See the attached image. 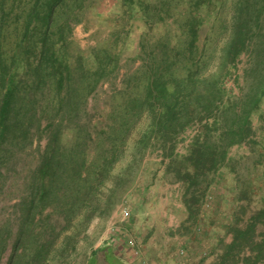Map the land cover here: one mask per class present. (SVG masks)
<instances>
[{"label":"trees","instance_id":"16d2710c","mask_svg":"<svg viewBox=\"0 0 264 264\" xmlns=\"http://www.w3.org/2000/svg\"><path fill=\"white\" fill-rule=\"evenodd\" d=\"M135 1L123 0L125 13H133ZM87 2L35 0L14 51L5 55L0 42V202L12 188L17 198L0 228V264L9 246L7 264H50L53 255L65 256L93 218L122 201L151 146L164 159L181 160L176 174L186 184L185 204L191 217L199 216L230 148L253 133L251 115L264 98V0L222 4L228 16L216 18L204 42L202 21L188 12L184 38H158L155 47L162 53L144 58L116 94L107 127L95 130L74 118L115 74L118 55L105 48L108 41L94 54L93 67L79 56V66L70 60V34ZM193 2L195 8L204 1ZM243 57L244 76L236 73ZM241 77L238 96L226 81L240 84ZM199 127L187 154H176L178 139ZM36 137L47 138L44 149L27 153ZM128 149L130 161L115 172ZM248 194L242 193L246 206L232 213L211 259L198 264H264V197L251 209Z\"/></svg>","mask_w":264,"mask_h":264},{"label":"rangeland","instance_id":"374dc122","mask_svg":"<svg viewBox=\"0 0 264 264\" xmlns=\"http://www.w3.org/2000/svg\"><path fill=\"white\" fill-rule=\"evenodd\" d=\"M34 1L16 0L13 7V0H7L4 12H0L4 13L5 18L0 36L1 45L7 51L5 55L14 51L16 35H24L27 32L25 23L27 19H31L28 15ZM179 1L180 5L175 7L174 4ZM203 1L201 6L194 8L193 0H143V3L136 0L133 13L129 14L124 11L123 0H88L81 15L82 20L73 26L70 34L69 40L72 44L68 48V56L76 66L81 62L77 60L79 56L85 65L93 67V56L98 54L99 46L110 41L105 48L117 53V61L114 58L117 70L88 97L86 111L76 114L74 119L88 123L93 130L106 128L114 100L120 98L117 95L115 99V96L125 88L124 82L144 64L147 55L162 53V47L157 50L155 47L159 37L168 34L173 38L176 36L175 40L178 37L184 38L182 33L187 30L183 28V23L189 13L202 21L201 41L204 42L206 36L211 33L210 29L216 18L222 13L219 7L224 3L227 5L231 0ZM163 2H167L168 7H163ZM222 14L228 16V10ZM13 21L17 24L18 31L15 30V25L11 24ZM225 32L221 31V35ZM30 45L29 41L28 49ZM142 46H145L144 50ZM242 59L236 73L244 76L248 66L247 57ZM239 81L240 84L233 79L226 81V88L238 96L242 95L240 87L244 86V77ZM251 121L252 136L246 142L230 148L228 160L218 171L199 216L191 217L185 204L186 184L176 174L181 160L172 162L169 158L164 159L160 148L151 146L138 166L134 184L122 201L107 215L93 218L88 228L78 235L75 247L70 248L63 257L53 255L49 263L88 264L94 251L106 245H112L117 250L131 248L140 252L143 245L151 241H170L173 246L172 250L164 254L165 258L159 261L169 260V264H198L201 260H210L212 252L216 250L225 234L232 213L239 207L246 206V202H240L242 193L249 192L251 209L260 207L264 197V98L258 110L252 113ZM45 126L46 124L43 130L46 133ZM141 128L142 126L139 129ZM200 130V127L190 129L178 139L175 153L179 156L187 154L192 139ZM46 143V137H36L27 153L33 154L31 151L43 150ZM94 154L95 152H92L91 156ZM130 155L131 150L128 149L122 162L116 166L115 172L125 167L130 161ZM109 186L110 183L107 187ZM14 191L15 188L6 191L9 195L2 200L5 203L0 202V228L12 213L11 205L17 202ZM184 232L189 234L184 235ZM200 243L205 245L203 250L189 260L187 252L194 250L190 244L199 246ZM183 250L187 254L183 255ZM11 253L12 246H9L2 254L1 264L8 263ZM151 253L154 255L158 252L154 248Z\"/></svg>","mask_w":264,"mask_h":264},{"label":"crops","instance_id":"0c3cea01","mask_svg":"<svg viewBox=\"0 0 264 264\" xmlns=\"http://www.w3.org/2000/svg\"><path fill=\"white\" fill-rule=\"evenodd\" d=\"M195 240H197L196 237ZM190 245L191 249L193 248L194 250L188 252L189 260L198 256L205 246L201 243L199 246L196 244ZM154 248H156L158 253L153 255L151 253V249L153 250ZM172 249L173 246L170 245V241L160 243L151 241L149 244L143 245L140 252L134 251V249L131 248L117 250L112 245H106L100 250L94 251L88 261V264H169V260L168 262L159 260H163L165 258L164 254H167L168 251ZM168 258H170V256Z\"/></svg>","mask_w":264,"mask_h":264},{"label":"built area","instance_id":"2783aa9c","mask_svg":"<svg viewBox=\"0 0 264 264\" xmlns=\"http://www.w3.org/2000/svg\"><path fill=\"white\" fill-rule=\"evenodd\" d=\"M130 244L133 245V242L130 241ZM185 253H186V252L183 250V251H182V254L184 255Z\"/></svg>","mask_w":264,"mask_h":264}]
</instances>
